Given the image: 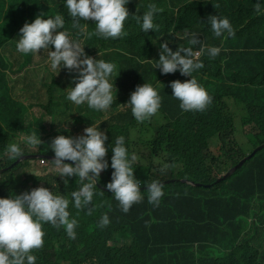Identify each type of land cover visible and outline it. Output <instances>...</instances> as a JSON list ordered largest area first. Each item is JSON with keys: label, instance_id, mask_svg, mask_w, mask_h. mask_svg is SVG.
I'll return each mask as SVG.
<instances>
[{"label": "trees", "instance_id": "obj_1", "mask_svg": "<svg viewBox=\"0 0 264 264\" xmlns=\"http://www.w3.org/2000/svg\"><path fill=\"white\" fill-rule=\"evenodd\" d=\"M149 3L159 9L154 14L158 29L142 32L132 16L143 13ZM258 4L264 9V0H128L130 16L124 21V35L83 37L87 55H98L97 59L117 67L116 92L106 112L66 99L64 88L71 86L75 73L60 69L55 78L44 65L32 66L29 76L13 78L12 74L34 63L39 50L27 55L16 50L20 27L0 39V170L29 155L53 158L47 150L53 137L75 136L98 121L107 137L106 148L122 135L128 151L137 155L133 175L141 181L143 198L126 213L121 211L105 188L112 169L102 170L96 183L99 195H94L88 208L77 210L69 205L70 215L77 220L75 238L69 239L63 228L44 223L43 244L32 253L35 264H264V154L227 176L264 144V27L250 35L247 32L253 19L264 25V12L255 11ZM6 7L22 19L38 12H60L65 25L71 24L63 0H0V19ZM209 15L228 17L233 35L214 37L206 22ZM88 22L91 32L94 25ZM185 31L196 33L205 45L220 48L214 58L201 56L203 67L192 74L212 96L200 111H183L171 97L168 82L189 77L178 72L162 75L149 61L158 58V44L163 40L172 50L184 45ZM40 51L47 57L45 50ZM143 82L157 87L161 104L152 117L137 122L122 104ZM247 127L250 131L244 133ZM30 131H36L41 145H22V156L16 160L3 155L8 143L19 142L15 138ZM241 133L248 139L244 141ZM215 147L219 154L223 151L222 157H214ZM110 155L108 149L105 159L109 163ZM39 162L25 160L1 175L0 197L38 186L64 195L77 188L75 177H65L68 184H64L52 163L44 168L47 174L36 168ZM163 164L168 167L161 172ZM154 179L163 191L155 206L148 203L143 183ZM102 214H107L109 223L101 228L97 222Z\"/></svg>", "mask_w": 264, "mask_h": 264}, {"label": "clouds", "instance_id": "obj_2", "mask_svg": "<svg viewBox=\"0 0 264 264\" xmlns=\"http://www.w3.org/2000/svg\"><path fill=\"white\" fill-rule=\"evenodd\" d=\"M127 2L128 0H63L73 31L70 33L65 27L64 15L60 12L49 15L38 12L30 23L26 21L19 28L15 48L24 55L45 50L47 57L44 62L49 69L55 73L60 69L75 73L70 80L71 86L64 88L66 99L76 106L85 105L90 110L106 112L113 104V92H116L113 81L117 76V67L111 61L87 55L83 48V37L95 35L108 39L124 35V21L130 16L126 8ZM158 11L154 3H149L143 13L133 15L132 18L139 25L140 31L155 32L158 25L154 23V14ZM255 11L259 14L264 9L258 4ZM221 16H207L210 31L214 37H223L225 34L231 37V20L225 15ZM88 21L94 25L91 32L87 31ZM235 21L240 24L236 19ZM263 27L259 20H251L248 35L256 30L262 31ZM183 38L185 44L176 46L175 50L169 48L167 40L160 42L158 58L149 61H153L152 69H159L162 75L178 72L189 77L184 81L168 82L171 97L179 101V108L183 111H200L210 103L212 96L208 95L192 74L203 67L201 56L214 58L220 48L201 43L194 32L185 31ZM197 45L198 47H194ZM160 104L161 96L157 87L150 82H143L134 87L122 106L130 110L137 122H143L157 113ZM100 122L89 123L82 133L79 131L75 136L57 134L47 144V150L50 149L53 153L51 162L40 159L47 163L45 169L49 163L53 164L57 176L64 184H68L65 177H75L78 186L69 195L54 193L46 187L38 186L19 194L0 197V264H35L36 256L32 253L43 244L44 223L63 228L69 239L75 238L77 220L70 215L69 205L77 210L88 208L94 195H99L96 183L102 170L109 167L112 169L110 181L105 184V188L118 202L121 211L126 213L131 205L143 198L142 191L139 190L141 181L133 175L137 155L128 151L122 135L116 136L106 148L107 137L99 127ZM15 140L19 142L8 143L3 152L9 160L22 156V145L37 147L42 144L36 131L22 134ZM108 149L111 152L110 163L105 159ZM167 167V164L161 165L160 171L163 172ZM143 183L146 185L144 191L148 203L158 205L163 195L160 181L154 179L150 183ZM108 223L107 214H102L97 226L102 228Z\"/></svg>", "mask_w": 264, "mask_h": 264}, {"label": "rangeland", "instance_id": "obj_3", "mask_svg": "<svg viewBox=\"0 0 264 264\" xmlns=\"http://www.w3.org/2000/svg\"><path fill=\"white\" fill-rule=\"evenodd\" d=\"M8 9L9 8L6 7V9L4 10V12H3L2 16H1V19H0V39L1 38L7 39L8 38V35H9V31H13L14 32L17 28L21 27L26 21L30 23L32 21V19L35 17V15L37 14L36 13L34 15H26V17L24 19H22V18H20L19 14H17V12H15L14 14H12L9 11H6ZM27 19H29V20H27ZM65 27L68 28V29H71V24H69L68 26L65 25ZM71 32L72 31H70V33ZM50 48H51V46H50ZM97 56L98 55H92L91 57L96 58ZM45 60H46V57L43 55V52H41L39 50V54L37 56H35V58H34V61H33L34 63L31 64V65H27L26 68L23 71L19 72L18 75L12 74V77L15 78L17 76H22V75L29 76L30 70H31L32 66H36V68H40V66L47 65L44 62ZM50 71L54 74L55 78H59V74L61 73V70H59L57 73H55L51 69H50ZM114 87L116 89V84H114ZM63 127L67 128V125H63ZM249 131H250L249 127H247V128L244 129V133H248ZM244 133L243 134L241 133V137L245 141V139H248V138L245 137V134ZM78 134L79 133L76 132L75 135H78ZM135 138H136V135H134L133 139H135ZM247 151H249V149H247ZM263 154H264L263 149L260 150V151H258L256 153V155H255L254 161H256L257 159L259 160L261 157H263ZM213 155H214V157H216V155H220V157H222L223 151H222V153L219 154L218 148L215 147V149H213ZM247 157H248V155H247ZM248 161H250V160H248ZM42 162H39L38 163L39 166H36L37 169L41 170V168H45L47 166V163L46 162H44V163H42ZM210 162H211V160L209 159L208 164H210ZM47 169H49V168H47ZM39 173H41V172H39Z\"/></svg>", "mask_w": 264, "mask_h": 264}, {"label": "water", "instance_id": "obj_4", "mask_svg": "<svg viewBox=\"0 0 264 264\" xmlns=\"http://www.w3.org/2000/svg\"><path fill=\"white\" fill-rule=\"evenodd\" d=\"M262 149H264V144L257 147L251 154L248 155L247 158L243 159L241 162H238L237 165L232 170H230V172L227 174V176L230 175L232 172H234L238 167H241L243 164H245L247 160H251L252 158H254L256 153ZM29 159H45V160L50 161V162L52 160V158L48 157V155H29V157H22L12 167H10L8 169L0 170V176L5 174L7 171H10L12 168L16 167L21 162H23L25 160H29ZM182 181L188 182L189 184H191L193 186H199V184H195V183H192L189 181H185V180H182Z\"/></svg>", "mask_w": 264, "mask_h": 264}, {"label": "built area", "instance_id": "obj_5", "mask_svg": "<svg viewBox=\"0 0 264 264\" xmlns=\"http://www.w3.org/2000/svg\"><path fill=\"white\" fill-rule=\"evenodd\" d=\"M42 163H44V162H42Z\"/></svg>", "mask_w": 264, "mask_h": 264}]
</instances>
